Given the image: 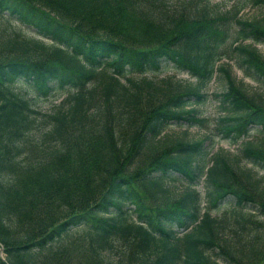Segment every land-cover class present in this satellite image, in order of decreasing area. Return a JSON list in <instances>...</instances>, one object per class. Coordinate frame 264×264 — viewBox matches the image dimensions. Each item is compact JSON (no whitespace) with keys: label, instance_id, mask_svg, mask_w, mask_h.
Wrapping results in <instances>:
<instances>
[{"label":"trees","instance_id":"obj_1","mask_svg":"<svg viewBox=\"0 0 264 264\" xmlns=\"http://www.w3.org/2000/svg\"><path fill=\"white\" fill-rule=\"evenodd\" d=\"M247 6L264 0H0V16L50 41L0 39V264H264V230L247 214L264 216V179L212 152L209 136L162 141L171 121L203 124L185 107L206 98L215 70L220 138L264 133V94L217 63L264 85L253 46L264 15L242 19ZM164 64L194 81L132 76ZM56 88L70 91L37 110ZM237 158L264 173V136ZM78 227L83 251L51 246Z\"/></svg>","mask_w":264,"mask_h":264},{"label":"rangeland","instance_id":"obj_2","mask_svg":"<svg viewBox=\"0 0 264 264\" xmlns=\"http://www.w3.org/2000/svg\"><path fill=\"white\" fill-rule=\"evenodd\" d=\"M174 1V0H173ZM234 0H210L211 4L218 3L219 6L227 7ZM264 10L260 7L256 6H247L243 10L240 11L239 16L242 19H254L256 17H260L263 14ZM18 33L19 36L23 38H37L43 40L45 43L49 44L50 41L44 38L38 37L34 31L20 23L8 20L4 16H0V39H5L9 34ZM243 43H250V41L246 40ZM236 44V43H235ZM253 46L257 48V50L264 54V45L259 43H254ZM3 52L0 53V56ZM220 62V63H219ZM217 63L223 64L227 67L231 76L234 78L235 82H237L242 88H244L248 93H258L264 94V85L259 84L249 77L245 76L243 72L235 65L233 60L221 58ZM134 78L146 77L153 80H159L165 77H171L176 80L182 81H194L188 74L185 72L179 71L178 69L172 67L170 64H164L157 71H146L144 73H134L132 75ZM96 84V82H95ZM225 87V80L222 76V73L219 70H215L211 80L204 86L202 89L206 94V98L200 103H193L185 108H195V116L197 118H201L203 120V124L200 125H191L185 122L178 123L176 121H171L165 130L163 131L162 141L168 138H176V137H184L186 140H196V139H205V136H209L207 142H212L211 150H222L230 155V158H236V162L238 165L249 167L251 170L259 177L264 179V173L256 166H253L249 163H246L244 159H239L238 151L246 141H251L252 143L258 142L263 136L262 129L260 127H253L252 129L247 131V134L243 135L237 142H232L230 139H221L220 133L215 129V126L218 124V120L223 113L219 110L217 100L213 96V94H219ZM14 90L20 91V93L29 92L28 89L22 87L21 85H15L13 87ZM70 91V89L66 88H56L51 95L35 99L34 106L37 110L41 112H49L54 106L59 104V102L65 98L66 94ZM31 94L27 93V96ZM206 140V139H205ZM172 185L175 188L181 186V182L173 181ZM178 186V187H177ZM202 196L203 189L201 186L197 187ZM203 205V204H202ZM209 207V205H208ZM222 205H218L215 208H209V212L212 215H222V212L226 209V207ZM251 213L247 212L251 218L258 220L259 223L255 224L256 229L262 233L264 230V216H261L257 210L248 209ZM127 219H131V217H127ZM257 231V232H258ZM82 228L72 229L67 234H65L60 240H55L51 246L55 249L68 251L75 250L79 252L83 251V248L86 245L87 238L82 237ZM0 255H2V248L0 246ZM116 258V255L114 256ZM113 258L114 260H116ZM125 258V257H124ZM118 260V259H117ZM122 263V262H121ZM125 264H129V262H124Z\"/></svg>","mask_w":264,"mask_h":264}]
</instances>
